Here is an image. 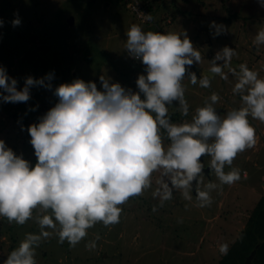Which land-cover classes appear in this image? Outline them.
<instances>
[{"label": "clouds", "instance_id": "9594fccd", "mask_svg": "<svg viewBox=\"0 0 264 264\" xmlns=\"http://www.w3.org/2000/svg\"><path fill=\"white\" fill-rule=\"evenodd\" d=\"M258 3L264 7V0ZM20 24L19 18L12 21L13 27ZM3 25L0 19V28ZM210 27L214 37L226 30L214 21ZM125 35L127 54L144 65L135 91L103 75L101 88L79 78L54 86V72L40 79L29 76L20 89L17 79L0 66V103H26L33 87L52 91L58 98L39 123L27 128L34 166L0 139V217L24 225L33 219L34 210L50 212L35 217L40 232L26 233L0 264H37L36 249L53 232L58 243L67 241L75 247L97 223L105 227L120 223L121 206L151 189L156 172L161 179L152 195L160 207L174 191L186 201H192L195 193L197 207H210L212 192L248 178L246 171L242 176L232 165L257 144L250 119L264 123V78L247 64L236 66L237 74L232 66L235 50L225 46L211 59L208 72L227 79V68L237 75L232 91L240 96L241 106L221 114L215 107L221 97L213 92L190 121L174 123L171 106L176 105L184 117L190 113L185 79L211 87L207 73L198 77L191 70L201 64V52L186 32L144 31L132 24ZM253 44L257 51L264 45V27ZM206 169L215 181L205 183ZM86 247L94 248L95 241ZM219 251L227 253L228 245L221 244Z\"/></svg>", "mask_w": 264, "mask_h": 264}, {"label": "rangeland", "instance_id": "374dc122", "mask_svg": "<svg viewBox=\"0 0 264 264\" xmlns=\"http://www.w3.org/2000/svg\"><path fill=\"white\" fill-rule=\"evenodd\" d=\"M148 4L153 9L151 20L142 23L124 7L123 0H0V19L4 21L0 28V66L17 79L20 89L27 77L40 79L54 72V86L79 78L94 81L101 88L99 77L103 75L135 91L144 65L127 54L125 34L137 24L144 31L186 32L202 55L201 64L191 69L198 77L211 67L216 53L228 46L235 50L232 59L238 64L232 66L237 74L236 66L247 64L264 78V45L257 51L253 44L256 33L264 27V7L258 0H148ZM17 18L21 24L13 27ZM213 21L223 24L225 32L214 37L215 29L210 27ZM224 71L227 79L208 74L210 88L185 79L190 113L184 117L173 105L169 108L172 121H190L194 110L204 106L213 92L219 94L217 104L227 106L226 111L239 108L240 96L232 91L237 75ZM57 102L52 91L33 87L26 103H0V139L33 164L35 154L27 128L39 123ZM250 122L256 128L257 144L239 154L232 165L242 176L246 171L248 178L225 185L222 192H212L210 207H197L195 193L192 201H186L175 191L160 207L159 199L152 195L161 179V173L156 172L151 189L121 206L120 223L110 227L97 223L75 247L67 241L58 243L53 232L36 249L37 264H218L226 254L219 246H233L252 218L260 234L258 240L264 241V220L260 221L264 214H257L258 201L264 196V123ZM204 180L207 183L216 178L205 175ZM42 214L50 212L34 210L33 219L24 225L0 217V261L18 247L26 233L40 232L35 217ZM93 241L94 248L86 247Z\"/></svg>", "mask_w": 264, "mask_h": 264}, {"label": "trees", "instance_id": "16d2710c", "mask_svg": "<svg viewBox=\"0 0 264 264\" xmlns=\"http://www.w3.org/2000/svg\"><path fill=\"white\" fill-rule=\"evenodd\" d=\"M132 0H123V4L124 7L129 9L132 14L134 16L135 13L131 10L130 7V2ZM143 2L146 4L147 9L149 10L150 13H152V6L148 4V0H143ZM137 19V16H136ZM138 20H140L138 18ZM140 22L145 23L143 21L140 20ZM36 163V157L34 156L33 158V166ZM264 204V196H262L260 198V200L258 201V205L257 208L260 205L259 211L257 212V214H264V208L262 207ZM256 208V209H257ZM264 220V217H262L260 219ZM253 218L250 220V224L248 227H246L245 229H243V232L241 233V235L239 236L238 240H236V243L231 246L227 253L225 254V256L218 262V264H245L246 261V257L251 253V251L255 248L257 242H261L259 244L258 247H256L257 252L255 254V257L253 258V264H264V241H260V239L258 240V235L260 236V234L258 233V229L257 231H255V227H253ZM264 223L262 224L261 227V232H264ZM255 233V234H253Z\"/></svg>", "mask_w": 264, "mask_h": 264}, {"label": "built area", "instance_id": "2783aa9c", "mask_svg": "<svg viewBox=\"0 0 264 264\" xmlns=\"http://www.w3.org/2000/svg\"><path fill=\"white\" fill-rule=\"evenodd\" d=\"M131 10L135 13L137 18H139L143 22H149L151 19H148V17H151V13L147 9L146 4L143 2V0H132L130 2Z\"/></svg>", "mask_w": 264, "mask_h": 264}, {"label": "water", "instance_id": "95a60500", "mask_svg": "<svg viewBox=\"0 0 264 264\" xmlns=\"http://www.w3.org/2000/svg\"><path fill=\"white\" fill-rule=\"evenodd\" d=\"M74 19H73V17H71L70 18V21L72 22ZM233 64H238L236 61H232V65ZM208 69L209 68H205L204 70H203V74L204 73H207V74H209V75H214V73H211V72H208ZM227 68H225V70H226ZM217 109V111L218 112H220L219 111V109L218 108H216ZM206 168H207V166H206ZM207 169L205 170V172L207 173ZM256 252H257V249H254L247 257H246V261H245V264H253V258L255 257V254H256Z\"/></svg>", "mask_w": 264, "mask_h": 264}, {"label": "flooded vegetation", "instance_id": "af4514ba", "mask_svg": "<svg viewBox=\"0 0 264 264\" xmlns=\"http://www.w3.org/2000/svg\"><path fill=\"white\" fill-rule=\"evenodd\" d=\"M232 61H235V60L232 59ZM215 107L219 109L221 114H223L227 110V106H225L223 104H221V105L216 104ZM205 166H207L206 160H205ZM206 175H207V173H206ZM208 177H211V176L208 175Z\"/></svg>", "mask_w": 264, "mask_h": 264}, {"label": "crops", "instance_id": "0c3cea01", "mask_svg": "<svg viewBox=\"0 0 264 264\" xmlns=\"http://www.w3.org/2000/svg\"><path fill=\"white\" fill-rule=\"evenodd\" d=\"M110 5V4H109ZM138 61V60H137Z\"/></svg>", "mask_w": 264, "mask_h": 264}]
</instances>
